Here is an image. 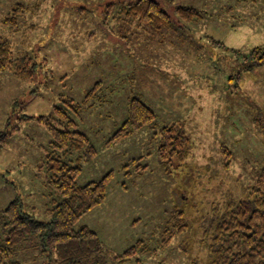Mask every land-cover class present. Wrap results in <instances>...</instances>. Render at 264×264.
<instances>
[{"label":"rangeland","instance_id":"obj_1","mask_svg":"<svg viewBox=\"0 0 264 264\" xmlns=\"http://www.w3.org/2000/svg\"><path fill=\"white\" fill-rule=\"evenodd\" d=\"M132 1L0 0V37L38 64L31 82L0 75V241L10 202L39 221L60 202L47 173L53 136L35 119L64 107L93 150L64 159L81 157L76 185L110 176L105 201L75 225L97 235L84 264H210L214 208L245 197L264 166V67L243 73L233 52L264 45V0H157L171 18L160 28L126 16ZM18 4L10 30L3 21ZM178 6L199 16L181 20ZM134 98L155 121L116 140ZM177 124L191 151L165 166L159 133Z\"/></svg>","mask_w":264,"mask_h":264},{"label":"trees","instance_id":"obj_2","mask_svg":"<svg viewBox=\"0 0 264 264\" xmlns=\"http://www.w3.org/2000/svg\"><path fill=\"white\" fill-rule=\"evenodd\" d=\"M24 10L23 5L15 6L11 17L3 21L8 29H16L17 17ZM121 10L126 16L156 28L171 24L170 16L157 0H134ZM175 12L177 17L185 21H192L199 16V12L191 7L178 6ZM233 52L237 66L243 73L264 67V45L251 49L247 54L239 50ZM37 70L38 64L31 57L27 54L14 55L11 43L0 37V75L10 71L19 81L31 82ZM237 76L240 80L241 73L238 72ZM54 111V119L27 118L45 124L53 136L47 173L49 186L60 202L47 210V221H39L34 215L25 212L19 199L6 206L2 211L4 229L0 241V264H28L36 257H47L50 264H84V255L97 245L94 232L87 227L76 230L75 225L83 215L105 201L106 184L110 176L83 187L76 185V178L81 171V157L77 158L76 164L72 159L67 162L64 159L84 149L93 155V150L87 136L74 130L75 122L68 110L60 107ZM128 112L127 121L114 136L116 140L155 121L151 108L137 98L130 101ZM7 136V133H0V152ZM159 136V161L165 166L183 165L191 151V140L184 126L177 124L165 127ZM224 155L230 160L228 151ZM207 233L210 237V264H264V166L259 170L256 181L248 186L245 197L228 200L224 206L214 208ZM136 249L131 248L125 255H133Z\"/></svg>","mask_w":264,"mask_h":264}]
</instances>
